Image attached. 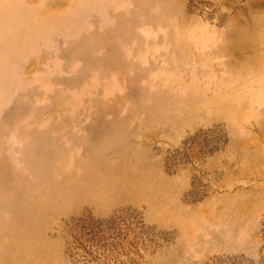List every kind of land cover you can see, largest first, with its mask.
Returning <instances> with one entry per match:
<instances>
[{
	"label": "rangeland",
	"instance_id": "obj_1",
	"mask_svg": "<svg viewBox=\"0 0 264 264\" xmlns=\"http://www.w3.org/2000/svg\"><path fill=\"white\" fill-rule=\"evenodd\" d=\"M0 264H264V0H0Z\"/></svg>",
	"mask_w": 264,
	"mask_h": 264
}]
</instances>
